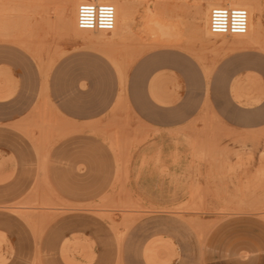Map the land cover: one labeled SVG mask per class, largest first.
Wrapping results in <instances>:
<instances>
[{
  "label": "rangeland",
  "instance_id": "obj_1",
  "mask_svg": "<svg viewBox=\"0 0 264 264\" xmlns=\"http://www.w3.org/2000/svg\"><path fill=\"white\" fill-rule=\"evenodd\" d=\"M78 1L0 0V48L20 50L39 77L23 80L38 87L35 103L0 115V264H264V130H224L219 105L204 102L205 134L184 133L195 122L161 135L138 107L145 91L173 105L181 82L173 72L146 89L133 81L183 54L208 95L222 59L264 54V0H247L260 31L230 37L206 30L216 0H118L132 19L112 33L71 32ZM74 48L81 61L64 66ZM17 86L0 69V100ZM50 89L81 102L53 104ZM230 92L242 107L261 104L263 74L242 73Z\"/></svg>",
  "mask_w": 264,
  "mask_h": 264
},
{
  "label": "crops",
  "instance_id": "obj_2",
  "mask_svg": "<svg viewBox=\"0 0 264 264\" xmlns=\"http://www.w3.org/2000/svg\"><path fill=\"white\" fill-rule=\"evenodd\" d=\"M7 51L3 47L0 48V69H10L18 80V86L12 98L0 100V115L3 118H17L27 109L23 105L24 102L28 104L35 103L39 93L38 87L32 90L27 89L23 80L28 78L38 79L39 77L37 71L27 72V68L32 62L27 60L24 53L17 50L15 55L14 49H10L8 55L6 54ZM68 52L69 57L63 61V65L76 66L81 61L82 50L74 48L68 49ZM137 72H143V75L141 78L138 75L133 81L142 82L145 89L156 73L166 76L167 73L173 72L182 84L183 90L179 95H176L178 99L171 106H158L149 99L147 91L144 92V95L142 94L145 98L144 105H140L138 111L144 121L152 125L155 130L160 131L161 135L179 131L185 125H194L195 122V127H191L193 133H190L188 128L184 133L191 135L205 134V122L203 121L205 120V114L200 112L201 105L204 102L219 105L218 115L224 130L235 133L242 131L253 133L264 130V98L261 104L257 106L242 107L230 92L233 80L242 73H262L264 79V54H259L257 51L250 49L243 53L230 54L222 59L216 66V74L212 77L208 95L207 82L199 66L183 54H180L172 63L157 65V69H140ZM75 79H77V83L74 86L79 87L81 76H75ZM56 80H59V77L55 75L51 77L52 83ZM0 93H5V90L0 91ZM49 102L58 106L67 103L76 104L81 102V96L66 94L65 92L56 93L50 89ZM81 119V116L74 117V120L81 121ZM26 216L25 219L29 222V218ZM72 261L73 264H77L75 259H72Z\"/></svg>",
  "mask_w": 264,
  "mask_h": 264
},
{
  "label": "built area",
  "instance_id": "obj_3",
  "mask_svg": "<svg viewBox=\"0 0 264 264\" xmlns=\"http://www.w3.org/2000/svg\"><path fill=\"white\" fill-rule=\"evenodd\" d=\"M80 30L111 33L116 27V9L109 3L83 2L77 10ZM210 31L221 36H243L249 31V12L243 7L218 6L210 12Z\"/></svg>",
  "mask_w": 264,
  "mask_h": 264
},
{
  "label": "bare ground",
  "instance_id": "obj_4",
  "mask_svg": "<svg viewBox=\"0 0 264 264\" xmlns=\"http://www.w3.org/2000/svg\"><path fill=\"white\" fill-rule=\"evenodd\" d=\"M251 1V0H250ZM83 2H95V3H111L115 9H116V27L114 30H118L119 28L121 27H125V26H128L131 22V19H132V14L129 12L128 10V6L127 5H123L121 4L118 0H79L75 5H74V12H73V20L71 22V27H72V30H70L71 32H75L78 28V25H77V10H78V7L81 3ZM211 2V1H210ZM255 2V1H254ZM260 2V1H259ZM257 4V3H256ZM198 5V4H197ZM211 5V4H210ZM254 5V3H253ZM218 6H229V7H242V6H245L246 10H248L249 12V33L252 32L253 30V27L257 30V31H260L261 27H262V24H263V15H262V12L261 10H258L257 12V16L255 18V20H253V23H252V18H251V12L253 11V7H251L249 4H248V1L247 0H216L215 3L210 7L209 9V13L207 15V18H206V23H207V28L206 30L207 31H210V12L212 10V7H218ZM262 7V6H260ZM154 8V7H153ZM263 9V8H262ZM65 12H66V7H62L61 8V12H60V15L61 17H65ZM208 12V11H206ZM201 15V14H200ZM205 17V16H204ZM156 26V25H155ZM77 27V28H76ZM128 28V27H127ZM125 28V29H127ZM163 29V28H162ZM113 30V31H114ZM123 30V29H122ZM121 30V31H122ZM80 32L81 31H84V30H79ZM112 31V32H113ZM124 31V30H123ZM164 31V30H163ZM162 31V32H163ZM200 31V30H199ZM87 32V31H85ZM84 32V33H85ZM111 32V33H112ZM116 32V31H115ZM203 32V30H202ZM92 33V32H91ZM95 33V32H94ZM119 33V32H117ZM212 33V32H210ZM248 33V34H249ZM213 34V33H212ZM165 35V34H164ZM163 35V36H164ZM207 36V35H206ZM244 36V35H243ZM165 37V36H164ZM167 37V36H166ZM170 37V36H169ZM208 37V36H207ZM159 38V37H158ZM255 42V41H254ZM253 42V43H254ZM189 152V151H188Z\"/></svg>",
  "mask_w": 264,
  "mask_h": 264
}]
</instances>
